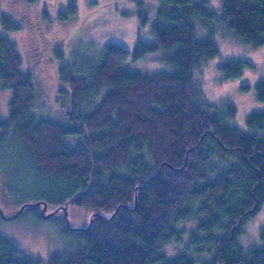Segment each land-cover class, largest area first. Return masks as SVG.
I'll return each instance as SVG.
<instances>
[{"label": "trees", "instance_id": "1", "mask_svg": "<svg viewBox=\"0 0 264 264\" xmlns=\"http://www.w3.org/2000/svg\"><path fill=\"white\" fill-rule=\"evenodd\" d=\"M156 2L149 28L152 7L140 12L145 29L135 30L132 51L108 42L98 60L60 66L59 91L70 102L64 122L33 112L34 75L0 32V86L13 94L10 118L0 116V149L11 132L22 141L36 184L50 188L38 202L91 213L83 229L64 218L70 243L47 264H264L263 247L244 253L236 240L264 205V111L249 113L253 130L243 131L230 123L236 105L207 102L198 87L204 61L221 54L210 39L224 27L264 45V0H224L222 13L209 0ZM120 17L100 13L89 26ZM0 20L21 29L2 9ZM130 58L163 69L135 71L124 66ZM249 65L236 56L219 69L232 79ZM255 91L264 100V80ZM181 243L169 257L167 247ZM0 264L44 263L0 232Z\"/></svg>", "mask_w": 264, "mask_h": 264}, {"label": "rangeland", "instance_id": "2", "mask_svg": "<svg viewBox=\"0 0 264 264\" xmlns=\"http://www.w3.org/2000/svg\"><path fill=\"white\" fill-rule=\"evenodd\" d=\"M209 2L212 9L222 13L224 0ZM70 3L76 8L73 13ZM155 3L156 0H0L2 12L21 25L19 31L10 32L3 28L0 20V32L17 42L24 61L22 69L34 75L37 98L33 112L38 118L67 121L70 102L59 91L62 87L59 81L60 66L69 62H85L87 58L98 60L102 46L108 42L119 43L132 51L140 36L134 34L135 30L145 29L139 20L140 12L145 14L152 7L150 14H147L149 28L150 23L157 19L156 13H153ZM100 13L121 17L89 26L93 25L95 16ZM232 34L224 27L210 39L217 44L221 54L204 61V67L199 71L203 77L198 87L207 102L216 106L228 102L236 105L237 117L231 119L230 123L250 132L253 128L247 124L249 113L264 111V100L258 98L255 91L258 82L264 80V45L244 43ZM59 49L62 55L58 54ZM236 56L251 62L252 66H247L237 78L225 79L219 69L220 62ZM135 65L152 71L163 69V65L156 61L134 62L130 58L124 64L137 71ZM85 69L89 70V66ZM248 85L250 89L244 90L243 87ZM12 96L10 89L0 86V116L3 121L10 118ZM8 137L0 149V205L9 218H4L0 213V232L13 238L31 256L47 264L53 253H62L70 243L64 230L65 211H57L49 218L42 215L43 205L35 202L50 188L36 184L38 178L22 141L12 132ZM23 204L29 205L18 216L12 217ZM54 206L48 205L45 214L55 211ZM67 209L68 227L83 229L91 222V213L86 208L69 203ZM186 228L188 231L189 226ZM236 240L244 253L255 247L264 248V205L245 221ZM184 249L181 243L173 244L170 249L167 247L166 251L171 257Z\"/></svg>", "mask_w": 264, "mask_h": 264}, {"label": "water", "instance_id": "3", "mask_svg": "<svg viewBox=\"0 0 264 264\" xmlns=\"http://www.w3.org/2000/svg\"><path fill=\"white\" fill-rule=\"evenodd\" d=\"M0 183H1V175H0ZM35 204H37V205L42 204V205H43V207H42V215H43L45 218H49V217H51V215H52L53 213H55V212H57V211H60L59 209H57V210H55V211H53V212H51V213H47V214H45V212L47 211V208H48V203L45 202V201H40V202H37V203H35ZM25 206H26V205H22V206L19 208L18 212H16L14 215H12V217H16V216H18L19 213L21 212V210H22ZM61 209H64V211H65V215H66V219L68 220V224H69L67 204H66V205H63V206L61 207ZM0 212H1V214H2V216H3L4 218H6V219L9 218V217L6 216L5 213L3 212L2 208H1V205H0ZM91 222H92V219H91ZM91 222H90V223H91ZM86 227H87V226H86ZM84 228H85V227H84Z\"/></svg>", "mask_w": 264, "mask_h": 264}, {"label": "bare ground", "instance_id": "4", "mask_svg": "<svg viewBox=\"0 0 264 264\" xmlns=\"http://www.w3.org/2000/svg\"><path fill=\"white\" fill-rule=\"evenodd\" d=\"M68 221V220H67Z\"/></svg>", "mask_w": 264, "mask_h": 264}, {"label": "flooded vegetation", "instance_id": "5", "mask_svg": "<svg viewBox=\"0 0 264 264\" xmlns=\"http://www.w3.org/2000/svg\"><path fill=\"white\" fill-rule=\"evenodd\" d=\"M2 215V214H1Z\"/></svg>", "mask_w": 264, "mask_h": 264}]
</instances>
